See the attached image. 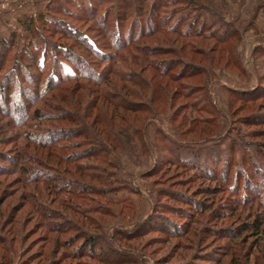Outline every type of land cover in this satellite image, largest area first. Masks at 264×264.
Listing matches in <instances>:
<instances>
[{
    "label": "trees",
    "instance_id": "obj_1",
    "mask_svg": "<svg viewBox=\"0 0 264 264\" xmlns=\"http://www.w3.org/2000/svg\"><path fill=\"white\" fill-rule=\"evenodd\" d=\"M65 1L67 7L58 4L48 7L44 12H39L37 16L26 15L20 18L19 24L24 33L18 34L17 37L14 35L11 40H0V64L5 60L2 51L5 54L4 52L13 46L20 45L21 42H23L25 54H31L30 65L39 58L42 59L39 64L41 72L36 77V81L30 79V84L36 88L35 94L33 96L27 94L28 102L16 101V103H11L8 109L4 107V111H8L17 120H22L21 124H25L30 118L38 122L43 119L69 120L75 124L70 128L65 125L49 128L45 125L34 126L33 124L30 126L31 131L26 132L27 139L33 147L32 152L17 149L16 158L11 155H0L1 163H7L6 166H0V171L18 168L19 172H29L31 168L25 165L29 161L54 171V173L48 171L46 174L37 173L36 178L38 180L44 178L43 180L47 182L46 189L54 193L53 199H59L62 208L71 210L73 213V216L69 218L61 210L44 206H40L42 208L37 210L41 218L47 221L44 223L49 233L58 234L55 236L56 245L52 248V255L56 257L64 248L60 254L62 256L60 258L53 257L49 264H60V259L64 257L77 259L76 264H93L90 262L93 260L99 264L145 263L147 254L142 252V248L138 249V244H135L134 241L155 229L156 224L152 220L132 222L134 204L129 194H139L140 188L128 189L131 181L128 183L124 177L131 179L136 175L130 172L125 173L126 176L121 174L125 172L120 160L123 154H127L134 167L139 170L138 177L147 179L151 176L157 177L154 182L149 183L151 196L154 199L152 202L154 214L152 215H156V219L159 218V215H165L159 213L158 209H168L167 206H163V208L158 204L157 197L162 194L190 205V210L188 209L185 214L181 215L189 220L184 223L183 229H165L159 225V231L165 232L171 237L186 239L187 234L191 232L189 231L190 221L198 222L197 216H203L208 211L209 215L206 219L208 218L209 222L216 219V223L221 224L212 236L214 239L212 241L221 240L216 245L220 249L211 251L215 257L210 259L212 263L264 264L263 258L258 256L260 253L254 250L257 246L264 247L262 214L257 210L247 212L246 215L242 213L245 211L242 209L243 207L250 206L251 208L257 202L264 207V183L259 182L257 189L246 191L247 196L241 193L245 187L240 186V183L237 186H230L232 182L230 173L233 171V166L239 163L238 158L235 159L236 156L252 153V148L245 147L243 152L242 146L239 145V141H243V137L237 134L231 138L227 136L226 139H229V150L227 151L228 153L230 151L231 161L226 160L229 163L225 167L224 174L220 172L211 175L209 168L198 163L197 159L200 160L201 156L200 151L193 146L220 139V135L213 129L215 123L213 116H201L202 109L197 107L196 102L193 100L190 103L187 100L186 105L190 106L191 111L181 119V125L186 126L183 133L192 135L186 139L177 133L168 121L165 123V119H159V121L161 120L159 122L158 117L151 111V103L156 100L152 94L153 90L155 94L158 90L161 97L182 95L190 100V96L194 95L195 88L204 86V78L207 77L209 81L214 76L213 64L209 62L211 60L209 59L210 51L197 43L195 46L205 63L191 62L188 66L184 65V69L182 68L178 73L172 72L170 69L171 65L178 62L179 59L177 58L179 51L176 45H184L187 38H196V40H192L195 43L197 38L215 37L219 41H224L231 36V33L234 35L235 31H232L230 24L220 22L225 21L226 17L219 8H216L218 2L216 0H94L92 2L91 0L89 2L90 10L86 9L85 13L81 14L85 4L76 5L74 0ZM105 3H107V7L100 17L102 19H98L97 10ZM261 4L264 5V1ZM69 18L82 22L83 25L88 23V28L84 29L83 25L70 24ZM219 23L222 25L221 28L217 27ZM196 27L197 29H195ZM125 30L128 32L125 40H122ZM168 33L174 35V38L171 36L166 39L165 34ZM154 35H157L156 39L159 42L153 45L148 44V39ZM54 36L56 40L53 39ZM24 38H27V44L26 41H22ZM68 39L72 42H68ZM39 43H43V47ZM79 48L85 52H81L82 50L79 52ZM108 48L114 50L109 51ZM51 55L54 57L48 60L47 56L50 58ZM165 55H173V58H166ZM48 63L52 65L51 70H54L55 74H51L48 85L43 86L44 90H42L43 88L40 90L41 75L46 72ZM22 65L28 71L27 68L30 65L24 63ZM135 68L141 73L134 70ZM55 79H58L57 82H54ZM185 80H195L199 84L189 88L188 83L184 82ZM22 82H26V79H23ZM90 84L94 85L90 86ZM153 85L156 87L153 88ZM88 87L91 90H88ZM48 88H54L61 92L59 98L62 103H66L65 110H61L63 106H58L56 107L58 112L48 116L49 114L40 108H35L32 114H29L28 109L31 104L38 101L39 95H42V92ZM5 90V86H0L2 93L0 102L3 104L8 102ZM232 91L236 96H231L233 100H230V105L235 99L250 103L254 99L264 96V92H260L256 86ZM20 92L23 93L22 90ZM93 92L95 97L88 102L91 109L88 104L80 107L82 112L71 109V105L77 108L76 103L73 102V95L78 94L80 98L84 99L88 93ZM68 97L70 100L72 99V102L68 100ZM127 97L133 99L128 100ZM206 98L207 94L203 99L206 102V107L209 108L208 111L213 113V110L216 111V109L214 105L209 104V99ZM100 100L106 103V106H113V109L110 112L106 108L103 109ZM95 107L99 109L91 118L92 109ZM4 111L2 112L4 113ZM144 111L146 118L144 119L143 116L139 118L141 119L139 121H143L141 126L131 122L125 114V112L135 113L134 118L137 119L140 116L139 113ZM116 118L121 119L124 123H120ZM151 120H156L155 122L159 125L156 129L155 142L148 145L145 133L148 122ZM51 126L55 125L51 124ZM258 133L254 132V135ZM134 136L140 140L137 142ZM74 137L77 140L72 143L66 142ZM139 143L142 144V150L140 153H136ZM68 145H72L73 152L62 153L61 150L71 147ZM257 145L258 147L255 146L256 154L264 157V144ZM153 147L158 154L166 152L167 157L162 164L160 162L153 165L152 168L142 169L154 154ZM40 149L48 151L45 160L39 154ZM251 156L252 154L250 158H245V155L241 156V163L250 162ZM225 158L226 154L224 153L222 158H217V160L222 162ZM83 159H92L95 165L91 163L87 165L86 162H82ZM52 160L56 161V164L50 163ZM248 165L252 167L253 178L261 176L264 172V169L262 170L260 167L257 169L253 161ZM167 166L182 167L185 171H189L188 181L197 177L214 184L201 187V190L194 192L196 196H188V194L177 192V190L173 192L163 190L164 192L160 193L161 190L155 189L154 184L162 182L158 175H161ZM32 169L34 170V168ZM89 169L95 172L90 173ZM242 172L243 169L237 170V180L241 179ZM248 178L252 181L251 177ZM132 181V183L135 182V180ZM247 189H249L248 186ZM124 191H128V194ZM62 193L68 194V199H65ZM239 193L244 197L239 196ZM200 194L205 195L207 200L196 199ZM53 199L50 204L54 203ZM91 203L96 204L91 205ZM120 203H125V207H129L131 210L126 223L120 216L123 213V208L117 212L115 208L109 206ZM170 211L173 212L172 209ZM91 212H98L102 217H114L117 214L119 220L115 223L113 230L107 233L104 228L106 221L101 218L97 220L88 218ZM229 217H232L231 222H239L231 224L228 228L225 226L226 222L223 223V221ZM166 219L171 220L170 217ZM63 235L67 236L63 237ZM250 239H252L251 242ZM205 242V238H199L196 245L199 244L198 247H201ZM248 243L251 245L247 246ZM217 252L219 254L216 256L214 253ZM228 257H230V261H227ZM0 264H10V262L4 258L0 259Z\"/></svg>",
    "mask_w": 264,
    "mask_h": 264
},
{
    "label": "rangeland",
    "instance_id": "obj_2",
    "mask_svg": "<svg viewBox=\"0 0 264 264\" xmlns=\"http://www.w3.org/2000/svg\"><path fill=\"white\" fill-rule=\"evenodd\" d=\"M90 1L91 0H74L76 5L82 3L85 4L84 11H81V14H84L86 9L90 10ZM216 1L218 2L216 4V8H219L226 17L225 21H219L230 24L232 31H235L234 35L231 33V36L224 41H219L215 37H211L209 39L197 38V42L195 43H193L192 40L194 41L196 38H187L184 45H176L179 51L177 58L179 59L178 62L173 64L171 63L172 65L170 69V71L178 73L182 70V68L184 69L185 66H188L189 63L191 64V62L205 63V60H203L195 46L197 43L207 51H210L209 59L211 60L209 62L213 64L214 76L211 77L209 81L207 77L204 78V86L198 87L197 89L195 88L194 95L190 96V100L182 95L174 97L168 95L167 97L169 98L161 97L162 95L160 96L158 94V90L155 88L157 90L156 94L154 93V90L152 91V94H154V98L156 100L154 99L155 101L151 103V111L153 115L158 117V121L162 118L165 119V123L168 121L171 127H173L177 133L184 136L186 139L192 135L191 133H183V129H186V126L181 125V119L185 114H188L191 111L190 106L186 105L187 100L190 103H192L193 100L196 102L197 107L202 109V111H200L201 116H213V120L215 122L213 129L214 132H217L220 135V139L193 146V148L200 151L199 153L201 156L200 160L197 159L198 163H201L203 167L209 168V174L211 175L220 172L224 174L226 165L231 161L230 151L229 153L227 151L229 150V139H226V137L229 136L231 138L236 134L242 136L243 141H239V145L242 146L243 152L244 148L249 146V148H252V153L242 155L238 154L236 156L235 159L238 158L239 163L233 166V171L230 173L232 180L230 186H237V184L240 183V186L243 185V187H245V189H242L241 193H244V196H247L248 190L257 189L259 182L264 183V172H262L261 176L259 175L253 178L251 173L252 167L248 165L253 161V163L256 164L255 167L257 169L259 167L262 170L264 169V157L258 156L255 152V146L258 147L257 144H264V96L254 99L250 103H244L243 101L235 99V101L231 102L230 105V100H233L231 96H236L232 90L237 91L245 88H254L256 86L260 92H264V5L261 4L264 0ZM92 2H94V0H92ZM58 4L59 6L62 5L67 7L65 0H0V40H11L14 35L17 37L18 34L24 33L23 28L19 24L20 18L26 15L37 16L39 12H44L48 7L57 6ZM106 7L107 3L102 4L100 8H98V19H102L100 17H102V13ZM68 22L77 26L83 25L82 22L75 21L71 18L68 19ZM216 23H218L217 20ZM83 26L84 29H87L88 23ZM221 26V23H219L217 27L221 28ZM195 29H197V27ZM127 32L128 30L124 31L122 40H125ZM156 36L157 35H154L152 38H149L148 44L150 43L153 45L156 42H159L157 41ZM171 36L174 38V35L169 33L165 34L166 39ZM55 38L56 37L54 36L53 39ZM22 41H26L25 43L27 44V38H24ZM67 41L70 43L72 42L70 39ZM22 44L23 42H21L20 45L13 46L4 52L5 54H3L2 51V55H4L3 58H5V60L0 64V86H5V93L8 101L5 102V104L0 102V106H3L0 107V155H11L15 158L18 153L17 149L32 152L33 147H31L32 144L29 143V139H27L28 137L26 132H29V130L31 131L30 126L33 124L34 126L45 125L49 128L58 127L59 125H65L67 128H70L75 125L69 120L61 121L60 119H43L42 121H39L41 122L39 123L31 118L28 119L25 124H21L22 120H17V118L12 117L8 111H4V107L8 109L10 104L16 103V101L18 102L19 100H22L23 102H28L26 95L28 94L33 96L36 92V88L30 84V79L34 82L36 81V77L39 72H41L39 64L42 59L39 58L35 63L30 65L31 54H25ZM39 44H41L42 47L44 45L43 43ZM108 49L109 51L114 50L112 48ZM81 50L82 48L78 49L79 52ZM81 52H85V50H82ZM47 57L48 60H51L54 55H51L50 58L49 56ZM92 57L93 56H91V58ZM165 57L171 59L173 58V55H165ZM92 59H94V57ZM22 62L30 65V67L27 68L28 71L25 70ZM51 66L52 65L48 63L46 72L41 75V80L39 82L41 83L40 90L42 88V90H44V87H46L49 83L51 74H55L54 70H51ZM97 68L99 69V66ZM134 70L139 71L137 68ZM98 72H100V70H98ZM23 79H26V82L23 83ZM57 80L58 79H55L54 82H57ZM184 82L188 83L189 88L195 84H199L195 80H185ZM91 85L93 86L94 84H90V86ZM154 87L156 86L153 85V88ZM20 90L23 91V96ZM88 90L91 89L88 87ZM123 93H125V91H123ZM1 94L2 93L0 91V96ZM60 94L61 92L57 91V89H46V91L42 92V95H39V102L36 101L31 104L28 109L29 114H32L35 108H40L43 112L48 113V116L54 112H58L56 110V107L58 106H63L61 107V110H65V106L67 105L66 103H62L60 101ZM205 94H207V98L209 100L207 98L206 99L209 101V104L214 105L216 109V111L213 110V113L209 112V108L206 107V102L203 99ZM73 96V102L76 103L77 108L71 105V109L73 111L77 110L78 112H82L80 107L87 106L88 102L95 97V93H88L84 99L80 98L78 94ZM127 99L131 100L133 98L127 97ZM68 100H70V97H68ZM44 101H46V103H44ZM70 101L72 102V99ZM100 102L103 104V109L106 108L109 112L113 109V106H106V103L102 102V100H100ZM88 105L90 107V104ZM98 109L99 108L97 107L92 109L91 118L94 117ZM2 111H4V113ZM145 113V111L141 114L139 113L140 116L135 119V113L125 112L128 117L127 119L131 120V122L137 123L138 126H141L140 124L143 123V121H139L141 120L139 118L141 116H143L144 119L146 118ZM116 120L120 123H124L121 119L116 118ZM155 121L156 120H151L148 122L145 133L148 145L155 142L156 129L159 125ZM51 124L55 126H51ZM254 132L259 133L254 135ZM134 139L137 142L140 140L135 136ZM75 140L77 139L74 137L66 142L72 143ZM68 146L71 147L64 148L61 150L62 153L70 154V152H73L72 150L74 149H72V145ZM178 146L180 147V144H178ZM153 148L152 150L154 154L151 158H149L147 165H145L142 169L152 168L153 165H157L160 162V164H162V162L166 159V152L158 154L157 150ZM136 149V153H140L142 150V144H137ZM47 152V149H40L39 151V154L44 160L46 159ZM129 152L130 151L128 150V153ZM224 153L226 154L225 160L222 162L217 160V158H222ZM130 154L131 153H129V155ZM249 154H252V160L242 164L240 157L245 155V158H250ZM184 157L186 158L187 156L185 155ZM202 157L204 161L202 160ZM120 160L125 171L124 173H121L123 176H126L125 173L127 172L136 175L135 178L131 179L129 177H124L128 183L131 181L128 185V189L132 190L134 187L140 188L139 194H129L130 198L133 199L134 204L132 222L137 223L141 220H152L154 224L158 225H155V229L146 233V235L142 236L141 239L134 241L135 244H138V249L142 248V252L147 254V259L143 264H214L210 261L211 258H215L211 251H218V249H220V247H217L216 245L220 243L221 240L212 241L214 240L212 236L213 232H217L216 230L221 224L216 223V219L215 221L209 222L208 218L206 219L209 215V212L207 211L203 216H197L199 219L198 222L190 221L191 225H189V231L191 232L187 234L186 239L183 238L184 240L180 237H171L167 233L159 231V225L165 229H183V225H185L184 223L189 222V220L181 215L188 211L190 205L173 200L167 195L162 194V196L157 197L158 204L162 205V207L167 206L168 209H158L159 213L165 215H159V218L156 219V215H152L154 214L152 211V202L154 199L151 196V187L149 186V183L154 182L157 177L151 176L148 179L138 177L137 173L139 170L134 167L127 154H123ZM82 162H86L87 165L90 163L95 165L92 159H83ZM50 163L56 164V161L53 162L52 160ZM0 164V166H6L7 163H1L0 161ZM25 165L31 168L29 172H19L18 168H9V171H0V259L5 258L10 262V264H49L50 260L55 257L52 255L51 251L56 245L55 236L58 234L49 233L44 223L47 221H44L41 218L37 210L42 208L40 206L53 208L55 210H61V212L69 218L73 216V213L71 210H64L59 199H53L54 193L53 191L46 189L47 182L43 180L44 178L40 180L36 178L37 173L46 174L48 171L52 173H54V171H51L44 166H39L37 163H32L31 161L26 162ZM32 168H34V170ZM239 169H243V172L241 179L237 180L236 173ZM88 172L91 173L95 171L89 169ZM189 174V171H185L182 167L176 168L174 166H167L162 174L158 175V178L162 179V182L160 184L155 183V189L161 190L160 193H163L164 191L173 192L177 190V192L188 194V196H196L194 192L201 190V187L204 188L206 185L214 184L213 182L203 181L202 178L197 177L193 179L194 181H188L187 176ZM248 177H251L252 181H250L251 179ZM86 179L89 180V178ZM132 180H135V184L132 183ZM247 186L249 189L246 190ZM124 192L128 194V191ZM241 193H239V196H243ZM62 195H64L65 199H68L69 197L66 193H62ZM52 199L54 203H51V205L50 202ZM196 199H200V201L207 200L203 194L198 195ZM43 203L45 205H41ZM257 203L256 205H252L251 208L250 206L243 207L242 209L245 211L242 213L246 215L247 212L250 213L253 210H257L260 214H262V219L264 220V207L261 206V204L259 205V203L257 205ZM95 204L96 203H91V205ZM109 206L111 208H115L117 212L123 208V213L120 215L122 216V221L126 223V221L129 220L128 215L131 210L129 207H125V203L111 204ZM170 209H172L173 212H171ZM89 216L88 218H92V220L100 218L105 220L106 222L104 223V228L107 230V233L113 230L112 228L119 220V216L117 217V214L114 217H102V215L98 212H91L89 213ZM169 217L171 220L166 219ZM84 218L86 220L85 215ZM231 218L229 217L223 221V223L226 222L225 226L228 228L231 224H237V222H239H231ZM50 222H53V220H50ZM65 236L67 235H63V237ZM199 238L206 239V242L203 243L201 247H198L199 244L196 245ZM251 240L252 239H250V242ZM180 242H182V245H180ZM246 245L249 246L251 243ZM254 250L255 252H259L260 254H258V256L262 257L264 260V247L262 246L260 248L257 246ZM63 251L64 248L60 250L59 254L55 258H60L62 256L60 254H62ZM261 252H263V254H261ZM214 254L217 256L219 253L217 252ZM229 258L230 257H228L227 261H230ZM60 261V264H76L78 260L64 257L60 259ZM90 262L93 264H99L95 260Z\"/></svg>",
    "mask_w": 264,
    "mask_h": 264
}]
</instances>
